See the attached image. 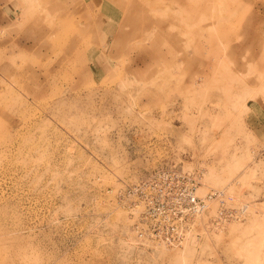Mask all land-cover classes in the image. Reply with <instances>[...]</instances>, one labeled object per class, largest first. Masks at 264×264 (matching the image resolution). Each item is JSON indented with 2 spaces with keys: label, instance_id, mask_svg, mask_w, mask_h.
Masks as SVG:
<instances>
[{
  "label": "rangeland",
  "instance_id": "1",
  "mask_svg": "<svg viewBox=\"0 0 264 264\" xmlns=\"http://www.w3.org/2000/svg\"><path fill=\"white\" fill-rule=\"evenodd\" d=\"M147 3L136 39L108 12L59 45L45 0H0V264H264V0ZM163 166L244 219L214 226V201L181 246L142 238L137 184Z\"/></svg>",
  "mask_w": 264,
  "mask_h": 264
},
{
  "label": "built area",
  "instance_id": "2",
  "mask_svg": "<svg viewBox=\"0 0 264 264\" xmlns=\"http://www.w3.org/2000/svg\"><path fill=\"white\" fill-rule=\"evenodd\" d=\"M199 178V173L163 166L137 184L136 206L141 207L139 236L171 247L181 246L199 230L214 201L219 203L217 213L210 217L214 226L244 219L246 206L240 209L228 206L224 190H212L204 197L199 196ZM228 199L231 201L232 197Z\"/></svg>",
  "mask_w": 264,
  "mask_h": 264
},
{
  "label": "bare ground",
  "instance_id": "3",
  "mask_svg": "<svg viewBox=\"0 0 264 264\" xmlns=\"http://www.w3.org/2000/svg\"><path fill=\"white\" fill-rule=\"evenodd\" d=\"M25 1V0H23ZM142 0H101L100 3H98L97 0H45V2L47 4H49L47 7L43 8L44 11L47 14V17L50 18V24L47 26H43L39 29V36L41 37H48V36H53V34H57V36L59 37L58 42L59 45L60 44H64L65 42L75 44L76 42H78L79 38L81 35H78L76 37H74L73 35L69 36V34H67V30L70 24L72 26V28L74 29V27L76 29H80L81 33L83 34V36H86L85 34H88L89 36H93L96 32H98V30H100V28L102 27V29H106L109 23H106L102 20L97 19V16L101 15V14H106L108 12H111V16L113 19V22H115L118 25V31L115 34V40L114 42H122L126 39H136L139 35L142 34V29H144L145 24L147 23L149 17L147 15V11L150 10L147 9L145 6L146 4H148V0L142 5L141 2ZM173 1V0H172ZM179 2L183 1L185 2V0H177ZM213 1V0H212ZM41 2V1H40ZM196 2V1H195ZM202 2V1H201ZM204 2V1H203ZM202 2V3H203ZM217 2V1H216ZM108 4H110V7H108ZM169 3V2H168ZM171 3V2H170ZM207 4V3H206ZM217 4V3H215ZM170 5V4H169ZM196 5V4H195ZM194 5V6H195ZM45 6V5H44ZM218 6V5H217ZM223 6V5H222ZM222 6L220 8H222ZM212 7V6H211ZM211 7L209 8L208 5H198L195 8H192L196 15L200 14V15H204L206 13V11L208 9H211ZM216 7V6H214ZM212 7L211 11H214ZM108 8V9H106ZM158 8V7H157ZM167 8V6H166ZM170 8V7H168ZM155 9V8H154ZM190 9V8H189ZM26 10V9H25ZM158 10V9H157ZM172 11V10H171ZM210 11V12H211ZM219 11L220 14V9L217 10ZM226 11V10H225ZM228 11V10H227ZM44 12V13H45ZM53 12H57L58 13V18H61L63 20L60 19V21H57V23H55V18L56 15L54 13V15H52ZM156 13V10L154 11ZM178 12V11H177ZM208 12V11H207ZM209 12V13H210ZM79 13H82V19H77V16ZM84 13V14H83ZM149 13H152L149 12ZM176 13V11H175ZM191 13V12H190ZM213 13V12H211ZM235 11L233 10L234 14ZM237 13V12H236ZM153 15V14H152ZM156 15V14H155ZM158 15V14H157ZM174 16V15H173ZM201 16V17H202ZM205 16V15H204ZM203 16V18H205ZM218 16V15H217ZM223 16V15H222ZM230 16V15H229ZM159 17V16H158ZM197 17V16H196ZM195 17V18H196ZM200 17V16H199ZM200 17V19H201ZM219 17V16H218ZM226 16H224L223 18H225ZM46 18V17H45ZM44 18V19H45ZM57 18V19H58ZM74 18H76V21H74ZM191 18V16H190ZM217 18V17H216ZM218 19H222V17L220 16ZM162 20V19H160ZM160 20H156L155 23H159ZM168 20V19H167ZM170 20V19H169ZM185 20V19H184ZM227 19L225 18V21ZM253 20V19H252ZM217 21V20H216ZM222 21V20H221ZM184 22V21H183ZM187 22V21H186ZM253 22V21H252ZM157 23V24H158ZM166 23V22H165ZM163 23V24H165ZM185 23V22H184ZM225 23V22H224ZM228 23V22H227ZM231 23V22H230ZM162 24V22H161ZM187 25V23H185ZM248 24V23H247ZM254 24V23H253ZM20 25V24H19ZM155 26V25H154ZM189 26V24H188ZM250 26V25H249ZM252 26V25H251ZM125 27H129L132 28L130 31H126ZM161 27V26H160ZM227 27V25H221L219 28L220 31V35L222 39H227L228 38V34L225 31V28ZM155 28V27H154ZM157 28V27H156ZM71 30V29H70ZM69 30V31H70ZM77 31V30H76ZM75 31V32H76ZM152 31V30H151ZM162 31V30H161ZM145 32V31H144ZM147 32V31H146ZM149 32V30H148ZM216 32V31H215ZM214 32V33H215ZM80 33V32H78ZM158 33V32H157ZM71 34V33H70ZM151 34V32H150ZM154 34V33H153ZM216 34V33H215ZM33 35V34H32ZM107 35V34H106ZM158 35V34H157ZM213 35V34H211ZM146 36V35H145ZM210 36V35H209ZM215 36V35H214ZM33 37V36H32ZM92 37V38H93ZM149 37V36H148ZM147 37V38H148ZM151 37V36H150ZM49 38V37H48ZM55 38V37H54ZM145 38V37H144ZM239 38V37H238ZM53 39V38H52ZM151 39V38H150ZM153 39V37H152ZM155 39V38H154ZM50 40V39H49ZM81 40V39H80ZM138 40V39H137ZM142 40V39H141ZM147 40V39H146ZM157 40V38L155 39ZM46 41H48L46 39ZM154 41V40H153ZM112 42V41H111ZM155 42V41H154ZM54 43V42H53ZM82 43V42H81ZM133 43V41H132ZM52 44V43H51ZM56 44V43H55ZM66 44V43H65ZM226 44V43H225ZM69 44V46H71ZM106 45V44H104ZM130 45V44H129ZM128 45V46H129ZM56 46V45H55ZM58 46V45H57ZM62 46V45H61ZM82 46V45H81ZM127 46V47H128ZM77 47V46H76ZM80 47V46H79ZM83 47V46H82ZM130 47V46H129ZM54 48V47H53ZM53 48L51 50H53ZM56 48V47H55ZM73 48H75L73 46ZM67 50L72 52V47H67ZM66 50V51H67ZM88 50V49H87ZM86 50V51H87ZM179 51V50H178ZM51 52V51H50ZM77 52V51H76ZM91 50H88L87 52H85V54L90 53ZM147 52V51H146ZM69 53V52H68ZM149 53V52H148ZM47 54V51H46ZM79 53L77 52V55ZM99 54V53H98ZM67 55V54H66ZM102 55V54H101ZM23 56V55H22ZM25 56V55H24ZM81 56V55H80ZM23 58V57H22ZM146 58V57H145ZM141 60V59H140ZM73 63V62H71ZM68 65V64H67ZM26 70V69H25ZM248 206V205H247ZM247 208V207H245Z\"/></svg>",
  "mask_w": 264,
  "mask_h": 264
}]
</instances>
